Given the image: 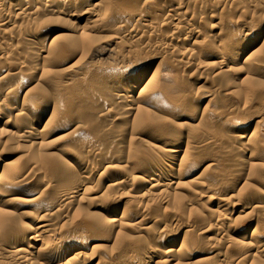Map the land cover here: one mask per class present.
Masks as SVG:
<instances>
[{"label": "bare ground", "instance_id": "bare-ground-1", "mask_svg": "<svg viewBox=\"0 0 264 264\" xmlns=\"http://www.w3.org/2000/svg\"><path fill=\"white\" fill-rule=\"evenodd\" d=\"M250 10L264 0H0V264H264V22L232 29ZM154 57L227 103L197 109ZM254 96L249 131L233 114Z\"/></svg>", "mask_w": 264, "mask_h": 264}, {"label": "rangeland", "instance_id": "rangeland-1", "mask_svg": "<svg viewBox=\"0 0 264 264\" xmlns=\"http://www.w3.org/2000/svg\"><path fill=\"white\" fill-rule=\"evenodd\" d=\"M220 9V7L216 10V6H215V8L213 7V9H211L210 10V12H211V14H212V12L213 11H216V12H218V10ZM252 10H250V11H246L245 13H238L239 14V16L238 15H236L237 17H239L238 19V21L240 22V23H236V24H234L233 25V28H232V26H231V28L233 29V30H235V31H242V26H241V23L242 22H247L248 21V23H251V20H252V23L253 22H255L256 23V19L254 20V18H257V21H261V20H263V22H264V17H263V15H264V11H262V10H253L252 12H251ZM260 12H261V14H260ZM214 13V12H213ZM225 14H227V11L226 12H224L223 14H222V16H223V18H224V16H225ZM235 14H237V13H235ZM235 14L234 13H232V15L233 16H235ZM236 16H235V18H236ZM251 16V17H250ZM253 16V17H252ZM263 17V18H260V20H259V17ZM207 17V18H206ZM250 17V18H249ZM203 18L205 19V20H208L210 17L209 16H206V14L205 15H203L202 16V19L200 20V21H202L203 20ZM237 19V18H236ZM251 19V20H250ZM210 20V19H209ZM250 20V21H249ZM252 23H251V25H252ZM254 25V24H253ZM238 26V27H237ZM241 28V29H240ZM238 29H240V30H238ZM211 33V32H210ZM200 39V38H199ZM154 52V51H153ZM151 50H149V51H142V54H140L139 55V58H142V60H144V59H147L149 56H152V55H154V56H156V54H155V52L153 53ZM164 58V57H163ZM162 58V59H163ZM165 59V58H164ZM77 60V58L75 57V58H73V59H67V60H63V61H61V62H59L57 65H56V67H54V68H58V69H64V68H66V67H68L70 64H72L74 61H76ZM155 60V61H154ZM199 60L200 61H203V62H208V61H212L211 59H209V58H207V56H201L200 58H199ZM165 60H160V59H158V58H155L154 57V59H152V61H151V63L149 64V69H154L155 67H158V64H160L159 65V67H161V69H163L164 71H166V69L170 72V74L173 76V78L174 79H177V80H181V81H183L184 83H186V84H188L189 85V87L191 88V94H192V96L194 97V98H197L198 100H199V103H198V101H197V103H198V105H197V109H199V110H203L204 109V107H205V110H211V111H213V110H215V109H217V107L219 106V105H221V104H223V103H227L226 101H223V99H224V97H220V94H219V92H217V93H214V98L213 99H211L209 102H208V99H210V98H212V97H207V94H208V92L210 91V88H212V86H211V81L210 80H207L206 79V77L204 76V73H202V74H199L200 72L198 71V69H196L195 67H192V68H190L189 66L188 67H185L182 71L181 70H178V68H176V67H170V66H168V64H166L165 62H164ZM166 64V65H165ZM198 72V73H197ZM27 73H29V72H27ZM26 73V75H28ZM25 78H27V76H25ZM32 85V84H31ZM30 85V86H31ZM263 102V100H261L260 102H259V98H258V96H254V100L252 99L251 100V103L249 102V104H248V108L246 107L241 113H235V114H233V118H234V121L236 122V118H237V116H238V119H237V122H238V120H239V118L242 120V122H240V120H239V123L240 124H242V125H244L246 128H247V130H252V129H254L255 127H256V121L259 119V117H257L259 114V112L260 111H258V110H262V108H263V106H264V102ZM221 103V104H220ZM262 103V105H260ZM262 106V107H261ZM246 111V112H245ZM257 113V114H256ZM244 121V122H243ZM197 128V127H196ZM259 129H260V131L258 132L261 136V139H262V144H263V146H264V125L263 126H261V127H259ZM229 146V145H228ZM228 146H227V149H230V150H232L233 149V153L235 154V156H236V158H240V160H243V157L245 158V156H244V154H242V152H239V151H237L236 152V150L237 149H235V147H233L234 145L232 144H230V146H229V148H228ZM13 148H11L10 149V147H9V149L7 148V150H12ZM145 150H147V149H145ZM15 150L13 149V154H12V152H11V154H10V152H9V154L7 153V152H4L3 154L4 155H11V158H13V156H14V154H15V152H14ZM5 153H7V154H5ZM145 153H147V152H144L142 155H145ZM239 153V154H238ZM242 158V159H241ZM261 181V182H260ZM262 183H264V181H262V180H259V183L258 182H252V187L254 188V189H258V190H260V189H263L261 186H262ZM242 184V182H240L239 184H238V187L240 186ZM258 184V185H257ZM27 185H31V184H26V186ZM261 185V186H260ZM257 187H259V188H257ZM230 190H232L231 188L230 189H228L227 190V192H229V193H231L230 192ZM197 203L199 202V201H196ZM196 206H200V205H196ZM199 208H201V207H199ZM236 215L237 214H235V215H233L232 216V218H234V217H236ZM23 220H25L26 222H28V219H26V218H24ZM247 223H243V225L245 226ZM157 226V225H156ZM156 228H158V227H156ZM246 228V227H245ZM247 228H250L249 226L247 227ZM232 234H233V232H232ZM213 247H216V246H213ZM203 250V249H202ZM200 258H202L203 259V262H204V264H216L215 263V261H217V259H216V256L214 255V253H210V252H202L201 253V255H200Z\"/></svg>", "mask_w": 264, "mask_h": 264}]
</instances>
